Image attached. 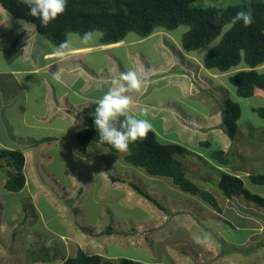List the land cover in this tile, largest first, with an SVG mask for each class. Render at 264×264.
<instances>
[{
	"label": "rangeland",
	"instance_id": "obj_1",
	"mask_svg": "<svg viewBox=\"0 0 264 264\" xmlns=\"http://www.w3.org/2000/svg\"><path fill=\"white\" fill-rule=\"evenodd\" d=\"M247 1L251 0H195L193 5L226 6ZM186 26L164 29L172 36V41L165 39L168 54L149 52L148 62L162 69L164 61L167 68L163 66L165 70L154 73L142 86L144 106L133 103L132 111L150 121L160 142H175L185 148L175 157L191 181L215 196L220 212L199 195L182 191L170 177L149 175L127 163L126 153L110 151L95 141L89 142L85 154L78 151L77 156L71 155L68 151H77V145L70 130L57 145L42 142L29 146L32 151L22 170L27 182L20 191L3 187L8 167L0 158V264H60L79 247L114 264L121 257L162 264H239L237 260L264 264V208L243 195L225 198L217 186L222 172L231 173L238 167L234 173L245 188L264 197V184H254L248 178L264 172V118L252 110L264 106V93L238 96L227 72L203 65L204 54L212 48L209 45L219 42L230 23L197 50L182 46ZM91 33L94 39L101 32ZM69 35L85 39L77 33ZM144 47L147 51L150 48L148 43ZM193 56L199 62H193ZM263 66L257 68L261 73ZM103 86L102 95L109 90ZM127 95L133 101L136 92ZM226 99L240 108L234 139L225 134L221 121ZM96 106L88 115H94ZM7 122L11 127L5 131L18 137L28 134L35 138L43 133L19 127L17 118ZM5 143L0 137V149ZM216 150L224 151L231 168L210 158ZM28 164L35 166V178L30 176ZM132 184L148 192L156 204L139 195ZM108 226L113 229L111 234L105 232ZM226 256L229 260L221 261Z\"/></svg>",
	"mask_w": 264,
	"mask_h": 264
},
{
	"label": "trees",
	"instance_id": "obj_2",
	"mask_svg": "<svg viewBox=\"0 0 264 264\" xmlns=\"http://www.w3.org/2000/svg\"><path fill=\"white\" fill-rule=\"evenodd\" d=\"M195 0H67L66 11L42 26L40 19L28 14L29 8L23 0H0V4L13 17L32 23L36 31L46 36L56 46L65 47L67 33H77L82 37L94 30L101 32L100 42L116 43L122 40L128 32H134L140 37L150 35L155 28L166 30L176 28L180 24L191 26V31L182 36V46L185 50H197L217 37L227 23L231 26L221 36L216 47L209 49L203 56V65L219 72H230L228 81L235 87L238 96L247 98L258 92L264 93V73L258 67L264 63V0H251L226 6L208 5L195 6ZM251 10L253 23L245 26L242 20L233 23L238 12ZM243 62L245 68L239 67ZM252 110L264 118V106L253 107ZM240 108L236 102L225 100L222 110V125L225 134L235 138L237 120ZM94 115L86 118V125L76 132V141L81 153H85L90 141H95L110 151L117 152L111 145L100 142L99 133L94 125ZM124 118L121 117V120ZM206 145L207 142L204 141ZM185 148L178 143H163L157 139L153 130L146 139L138 140L130 145L125 154L127 163L143 168L146 173L154 176H167L184 192L199 195L217 212L220 206L215 196L191 181L185 174L182 163L175 157L183 153ZM210 158L221 166H230V159L223 150L213 151ZM0 158L5 159L7 177L3 187L8 191H20L26 179L22 172L25 159L18 149H0ZM222 172L218 188L225 198L243 195L247 200L264 208V197L251 193L244 186L243 180L234 172ZM249 180L254 184H264V172L249 174ZM133 189L145 199L156 204L152 196L132 184ZM106 234L113 229L108 226ZM60 264H114L105 260L100 254H90L78 248L74 256L62 258ZM118 264H162L144 263L139 260L121 257Z\"/></svg>",
	"mask_w": 264,
	"mask_h": 264
},
{
	"label": "crops",
	"instance_id": "obj_3",
	"mask_svg": "<svg viewBox=\"0 0 264 264\" xmlns=\"http://www.w3.org/2000/svg\"><path fill=\"white\" fill-rule=\"evenodd\" d=\"M165 30L157 27L146 37L128 32L122 40L110 44L100 42L101 33L87 40L67 33L65 47L60 48L38 33L32 23L13 17L0 4V137L6 141L3 148L16 149L15 145L26 147L22 152L26 163V157L31 154V147L35 144L55 142L57 145L70 130L76 139V132L86 125V118L93 116L88 115L89 110L103 97V84L109 89L112 81L121 73L136 71L139 76L146 77L144 87L154 73L167 68L164 61L161 62V69L160 65L155 66L146 59L153 50L168 54L169 42L165 39L168 41L169 37L172 41V36L166 34ZM146 43L150 46L148 51L144 47ZM178 47L181 49L180 43ZM199 60L196 56L192 58L193 62ZM125 66L127 68L124 70L122 67ZM57 72L61 77L59 80L53 76ZM143 87L136 92L132 104L144 106L141 104ZM15 118L19 127L22 125L26 129H37L43 133L35 138L28 134L21 137L9 134L5 131L11 127L7 120ZM5 122L9 126L5 127ZM67 127L68 130H65ZM167 142L170 141L163 143ZM76 150L68 152L77 156L78 146ZM27 169L30 176L35 178V166L28 164ZM112 179L117 180L115 177ZM78 192H81V188ZM228 256L221 261L227 262ZM237 261L241 264V260Z\"/></svg>",
	"mask_w": 264,
	"mask_h": 264
},
{
	"label": "clouds",
	"instance_id": "obj_4",
	"mask_svg": "<svg viewBox=\"0 0 264 264\" xmlns=\"http://www.w3.org/2000/svg\"><path fill=\"white\" fill-rule=\"evenodd\" d=\"M23 3L29 8L28 14L40 19L42 26H47L67 8V0H23ZM237 20L250 26L253 23L251 10L238 12L233 23ZM184 31H191V26H186ZM92 35L85 34V39ZM211 47H216V44H210L209 48ZM53 76L57 80L61 78L58 72ZM145 79L146 77L139 76L136 71L123 72L112 81V87L95 103L97 106L94 125L100 142L111 145L117 152L127 153L131 144L146 139L152 130L149 120L138 118L132 112V97L127 95L133 91L139 92ZM121 117L124 119L121 120Z\"/></svg>",
	"mask_w": 264,
	"mask_h": 264
},
{
	"label": "bare ground",
	"instance_id": "obj_5",
	"mask_svg": "<svg viewBox=\"0 0 264 264\" xmlns=\"http://www.w3.org/2000/svg\"><path fill=\"white\" fill-rule=\"evenodd\" d=\"M264 65V63L261 65V66H263ZM264 67V66H263Z\"/></svg>",
	"mask_w": 264,
	"mask_h": 264
}]
</instances>
